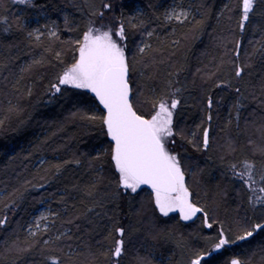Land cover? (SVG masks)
<instances>
[{
  "label": "trees",
  "instance_id": "obj_1",
  "mask_svg": "<svg viewBox=\"0 0 264 264\" xmlns=\"http://www.w3.org/2000/svg\"><path fill=\"white\" fill-rule=\"evenodd\" d=\"M102 2L0 0V219L7 220L0 226V264H50L48 257L60 264H113L120 226L127 231L118 264H137L141 256L152 264H190L194 253L212 247L204 238L216 237L221 227L234 240L264 223V204L249 203L251 191L232 168L253 162L257 187L264 186V153L257 150L264 146V0H255L243 31L242 0ZM172 4L188 7V17L167 20ZM101 13L125 28L138 113L149 118L152 101L162 95L179 101L169 144L190 199L204 209L192 220L161 215L146 186L136 193L118 187L111 141L98 120L86 118L104 114L93 94L67 85L53 93L56 77L78 55L75 41ZM143 45L149 47L141 54ZM41 207L47 219L38 222L32 216ZM205 213L212 228L204 226ZM231 245L202 264H264V231Z\"/></svg>",
  "mask_w": 264,
  "mask_h": 264
},
{
  "label": "snow or ice",
  "instance_id": "obj_2",
  "mask_svg": "<svg viewBox=\"0 0 264 264\" xmlns=\"http://www.w3.org/2000/svg\"><path fill=\"white\" fill-rule=\"evenodd\" d=\"M20 4L31 3V0H18ZM255 0H242V18L240 20L241 31L245 28V22L249 19V14L253 11ZM108 9L110 4H104ZM103 14L101 13V16ZM186 11H171L166 15L167 20L182 21L188 17ZM133 27H137L133 25ZM32 35V33H29ZM49 35L56 36L55 32ZM148 36L152 32L147 33ZM118 37L119 41H125V28L121 24L118 28L103 29L102 27H89L83 33L81 39L75 41L74 52L78 56L73 57V62L66 65L61 74L56 77L57 83L51 85L55 92H60L63 85L75 89L87 90L93 94L95 99L103 106L102 116H88L89 120H98L106 136L110 139V159L118 173V187L136 193L142 185H147L151 189L152 202L163 216H168L170 212L178 211L182 220H189L204 209L197 207L190 199L191 193L185 183V173L181 168L180 161L176 154L172 153L167 144L169 139L176 135L173 131V115L177 109L179 101L162 95L152 101V114L149 118L139 114L134 108L132 95L133 89L130 84V64L126 56V46L113 37ZM39 39V37H37ZM148 45L140 46L138 51L141 54L146 52ZM241 47L240 41L236 42V48ZM59 58L60 54H56ZM243 69L236 66V76L242 74ZM220 85H217L219 87ZM239 92V89H237ZM212 100L209 98L208 107H212ZM237 109L241 105H236ZM211 120V116L207 118ZM192 141H189L191 143ZM251 144L252 141L250 140ZM209 145V129L203 130V147ZM257 150L264 153V146H258ZM97 159L100 157L97 156ZM79 163V161H75ZM61 166H57V171ZM233 175L243 182L251 192L264 194V186L257 188L255 178V165L253 162L245 161L239 171H235L233 165ZM260 183L264 184V177L260 178ZM249 203L264 204V195L249 196ZM39 219H47L41 214ZM5 219H0V226L5 225ZM204 226L212 228L209 217L205 213ZM30 230H31V226ZM39 227V224H37ZM47 227L44 228L46 232ZM127 229L123 226L116 227L115 233L119 237L114 240V245L110 251L113 264H118L119 258L125 251V233ZM264 231V223H254L250 229L231 239L227 232L220 228L216 237H205L204 239L212 243V247L205 252L194 253L190 264H202L205 257L213 252L223 249L225 246L245 241L256 234ZM35 235V233H31ZM60 239V237H57ZM48 244V241H44ZM144 247L146 241H138ZM29 249H18L26 252ZM50 264H60L59 257H48ZM137 264H152L148 256H141L137 259ZM230 264H244L241 259H232Z\"/></svg>",
  "mask_w": 264,
  "mask_h": 264
},
{
  "label": "rangeland",
  "instance_id": "obj_3",
  "mask_svg": "<svg viewBox=\"0 0 264 264\" xmlns=\"http://www.w3.org/2000/svg\"><path fill=\"white\" fill-rule=\"evenodd\" d=\"M171 11H175V12H180V11H186V12H189V8L188 7H186V8H181L178 4H172L171 5V8L167 11V14L169 13V12H171ZM32 19V22H35L37 19H35L34 17L33 18H31ZM118 20H116L115 18L113 19L112 17H110L109 15H105V14H103L98 20H96L95 22H93L92 24H91V26L90 27H102L103 29H108V28H112L113 30H115L116 28H118L119 27V25H117L116 24V22H117ZM33 29V28H32ZM38 28H37V26H34V29L32 30L34 33H36V34H38L39 33V29L37 30ZM114 39H117V41L118 42H121V41H119V38L118 37H113ZM122 43V42H121ZM78 56V55H77ZM53 93H56L55 91H54V89H53ZM173 131H174V129H173ZM171 139H172V137L169 139V142H168V144H167V147L169 148V150H170V142H171ZM171 151V150H170ZM172 152V151H171ZM172 153H174V152H172ZM175 154V153H174ZM238 171V170H237ZM142 187V186H141ZM256 187H257V185H256ZM258 188V187H257ZM139 190V189H138ZM137 190V191H138ZM252 196H256V195H259L258 194V192H255V193H253V192H251L250 193ZM170 213H178V215H179V217H180V214H179V212L178 211H175V212H170ZM41 214H43V216L46 214V209H45V207H41L38 211L36 210V212H35V214H34V216H32V217H35V219L39 222V218L41 217ZM198 214V213H197ZM196 214V215H197ZM195 215V216H196ZM195 216H193V217H195ZM192 217V218H193ZM192 218L191 219H189V220H192ZM181 219V218H180ZM189 220H186V221H189ZM185 221V220H184Z\"/></svg>",
  "mask_w": 264,
  "mask_h": 264
},
{
  "label": "bare ground",
  "instance_id": "obj_4",
  "mask_svg": "<svg viewBox=\"0 0 264 264\" xmlns=\"http://www.w3.org/2000/svg\"><path fill=\"white\" fill-rule=\"evenodd\" d=\"M106 1H107V0H106ZM106 1L103 0V2H105V3H106ZM120 1H121V0H120ZM103 2H102V3H103ZM108 2H109V1H108ZM105 3H104V4H105ZM107 4H108V3H107ZM98 11H99V10H98ZM98 11H97V12H98ZM98 13H99V12H98ZM237 170L239 171L240 168H237ZM237 179H238V178H237ZM234 180H235V179H234ZM219 228H220V227H219ZM255 235H256V234H255ZM257 236H258V235H257ZM231 246H232V245H231Z\"/></svg>",
  "mask_w": 264,
  "mask_h": 264
},
{
  "label": "water",
  "instance_id": "obj_5",
  "mask_svg": "<svg viewBox=\"0 0 264 264\" xmlns=\"http://www.w3.org/2000/svg\"><path fill=\"white\" fill-rule=\"evenodd\" d=\"M102 109H103V106H102ZM143 186H146V187H148L147 185H143ZM149 188V187H148Z\"/></svg>",
  "mask_w": 264,
  "mask_h": 264
}]
</instances>
